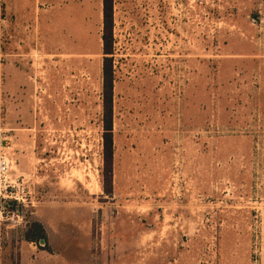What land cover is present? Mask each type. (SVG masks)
Segmentation results:
<instances>
[{"label":"rangeland","instance_id":"1","mask_svg":"<svg viewBox=\"0 0 264 264\" xmlns=\"http://www.w3.org/2000/svg\"><path fill=\"white\" fill-rule=\"evenodd\" d=\"M101 8L0 0V264H264V0H114L109 181Z\"/></svg>","mask_w":264,"mask_h":264},{"label":"trees","instance_id":"2","mask_svg":"<svg viewBox=\"0 0 264 264\" xmlns=\"http://www.w3.org/2000/svg\"><path fill=\"white\" fill-rule=\"evenodd\" d=\"M113 4L114 0H101L102 12V30H101V45H102V127L104 140V162L105 168L102 171L103 179L109 181L111 179L112 165V88H113V70L111 59L108 57L113 51ZM22 239L25 242H34L39 244L44 241L43 249L46 250V232L43 226L38 221L29 222L23 233Z\"/></svg>","mask_w":264,"mask_h":264},{"label":"crops","instance_id":"3","mask_svg":"<svg viewBox=\"0 0 264 264\" xmlns=\"http://www.w3.org/2000/svg\"><path fill=\"white\" fill-rule=\"evenodd\" d=\"M32 214L35 216L37 213L33 212ZM40 224L42 225L41 222ZM16 230L17 229H14V232ZM42 244H44V241ZM42 244L40 242L39 244L25 242L22 238L15 240L11 248L12 257H10V255L8 258L5 257L2 264H60L55 254H49L44 251L45 249L42 248Z\"/></svg>","mask_w":264,"mask_h":264},{"label":"built area","instance_id":"4","mask_svg":"<svg viewBox=\"0 0 264 264\" xmlns=\"http://www.w3.org/2000/svg\"><path fill=\"white\" fill-rule=\"evenodd\" d=\"M10 167L9 163L3 155H0V181H5L7 175L9 173ZM10 187V191L7 192V188ZM4 198L7 200H11L12 202L22 204L26 206L27 204H32V194L24 189H20L19 187H15V185H7L4 187Z\"/></svg>","mask_w":264,"mask_h":264},{"label":"water","instance_id":"5","mask_svg":"<svg viewBox=\"0 0 264 264\" xmlns=\"http://www.w3.org/2000/svg\"><path fill=\"white\" fill-rule=\"evenodd\" d=\"M3 206H4V204H3ZM16 208H18V207L16 206ZM40 243L42 244L43 243V240H41Z\"/></svg>","mask_w":264,"mask_h":264}]
</instances>
